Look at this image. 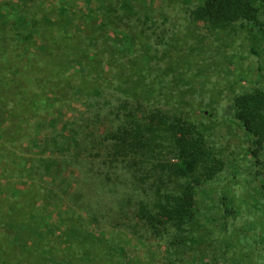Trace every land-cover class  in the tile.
<instances>
[{
  "label": "rangeland",
  "instance_id": "1",
  "mask_svg": "<svg viewBox=\"0 0 264 264\" xmlns=\"http://www.w3.org/2000/svg\"><path fill=\"white\" fill-rule=\"evenodd\" d=\"M129 1L142 9L145 19L149 15L146 22L119 9L120 0H0V25L6 20V28H14L19 13L35 15L40 26L51 19V25L41 26L42 32L52 44L66 47L69 64L77 63L76 69L70 68L76 72L68 82L72 98L64 97L66 113L80 117L85 132H101L105 115L116 118L109 112L136 98L153 107L180 108L205 122L207 140L226 164L199 197V221L178 234L172 226L140 218L139 199L145 194L126 184L129 172L122 164L105 170L96 168V157H68L65 162L73 169H68L69 184L49 186L18 170L6 176L1 162L0 183L8 184H0V264H242V258L243 264H264V188L248 154L252 138L235 120L233 107L236 94L264 88V39L248 21L210 34L191 15L194 0ZM66 20L70 22L63 23ZM100 21L109 32H128L137 48L145 49L152 34V47L145 50L152 54L150 65L141 69L136 62L132 69L123 68L119 62L129 56L109 49L108 33L91 40L89 26ZM34 45L43 49L46 42L39 38ZM92 52L100 55L98 62L103 60L99 69L97 61L84 59ZM136 84L137 97L129 94V86ZM95 89L104 90L103 99L91 107ZM34 123L28 124V137L21 143L37 135ZM14 149L24 157L37 156L25 146ZM85 169L92 172L89 182L103 185L80 188ZM107 175L118 183L107 185ZM222 192L235 199L232 214L214 206ZM202 223L212 228L210 234H203L204 227H198ZM227 240L233 245L227 246Z\"/></svg>",
  "mask_w": 264,
  "mask_h": 264
},
{
  "label": "trees",
  "instance_id": "2",
  "mask_svg": "<svg viewBox=\"0 0 264 264\" xmlns=\"http://www.w3.org/2000/svg\"><path fill=\"white\" fill-rule=\"evenodd\" d=\"M120 1L119 9L131 16L143 17L141 8H136L129 0ZM193 6V19L202 22L210 34L229 31L239 21H248L264 39V0L259 3L256 0H194ZM20 14L14 21V28L7 29L6 20L0 25V163L4 174L10 176L18 170L24 177L37 180L39 185H68V169L72 168L65 160L77 157L85 161L96 157L100 160L96 168L103 166L109 170L122 164L121 168L129 172L126 184L143 189L145 195L139 199L140 218L151 224L172 226L178 234L197 224L201 215L198 212L199 197L205 185L211 184L226 164L221 154L209 144L205 122L193 120L180 108L153 107L136 98L133 103L126 99L116 105V110L109 112L116 114V118L105 115V125L99 126L103 127L101 132H85L80 117L66 113L65 99L72 98L68 82L76 72L70 70L76 69L77 63L69 64L68 56L64 54L66 47L52 44L48 33L44 31L43 34L41 26L51 25V19L40 26V19L35 15ZM145 17L148 19L149 15ZM147 19L143 17L144 22ZM67 22L70 21L63 23ZM97 23V26L96 23L89 26L90 39L108 33L106 44L109 49L117 48L122 57L129 56L125 61L121 58L119 64L123 68L132 69L131 63L136 62L140 63L141 69L150 65L152 54L145 50L152 47V34L147 35L145 49L137 48L136 40L128 32L117 28L109 32L104 21ZM147 26L150 30L151 24ZM39 38L46 42L43 49L34 45ZM252 52L258 53L255 48ZM99 56L92 52L84 59L90 63L99 60ZM102 62H98V69ZM106 65L109 67V63ZM172 71L176 72V68ZM112 75L116 77L114 81L118 80L117 73L111 72L109 76ZM137 84L129 86V94L135 97L138 96ZM103 91H93L91 107L98 106ZM233 107L235 120L252 138L248 154L253 158L255 173L260 176L259 185L264 188V88L236 94ZM33 120L37 135L21 143V138L28 137L27 126ZM16 146H25L27 152L37 156L24 157L14 149ZM90 173L88 169L83 171L80 188L103 185L89 182L93 177ZM232 175H236L235 170ZM104 177L107 185L118 183L108 175ZM55 178L60 182L56 183ZM0 184L8 182L1 180ZM216 203L226 215L235 211V199L228 192H222L219 203L215 201L214 206ZM200 226L204 227V235L212 232V228H205L204 223ZM226 245L233 243L227 240ZM243 261L242 258V264Z\"/></svg>",
  "mask_w": 264,
  "mask_h": 264
}]
</instances>
